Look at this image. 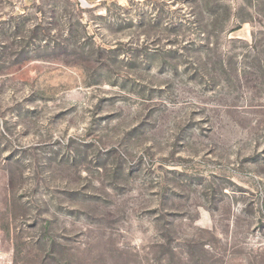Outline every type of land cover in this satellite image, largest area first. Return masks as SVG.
<instances>
[{
  "label": "rangeland",
  "instance_id": "1",
  "mask_svg": "<svg viewBox=\"0 0 264 264\" xmlns=\"http://www.w3.org/2000/svg\"><path fill=\"white\" fill-rule=\"evenodd\" d=\"M0 264H264V0H0Z\"/></svg>",
  "mask_w": 264,
  "mask_h": 264
}]
</instances>
